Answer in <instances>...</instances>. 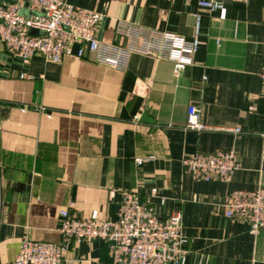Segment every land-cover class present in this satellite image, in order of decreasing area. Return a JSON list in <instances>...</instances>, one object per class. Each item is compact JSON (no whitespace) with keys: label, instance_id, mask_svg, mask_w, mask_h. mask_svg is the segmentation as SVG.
<instances>
[{"label":"crops","instance_id":"crops-1","mask_svg":"<svg viewBox=\"0 0 264 264\" xmlns=\"http://www.w3.org/2000/svg\"><path fill=\"white\" fill-rule=\"evenodd\" d=\"M68 3L102 14L97 38L118 46L128 23L191 40L199 16L200 49L179 76L166 58L133 55L120 70L78 58V46L60 63L0 50V264L26 238L64 246L63 264H113L107 242L66 246L60 211L117 220L131 190L161 217L181 214L180 264H264V230L225 216L234 192L264 186V0L216 12L197 0ZM191 105L206 129H186ZM217 150L236 153L231 181L185 171L183 158Z\"/></svg>","mask_w":264,"mask_h":264},{"label":"built area","instance_id":"built-area-1","mask_svg":"<svg viewBox=\"0 0 264 264\" xmlns=\"http://www.w3.org/2000/svg\"><path fill=\"white\" fill-rule=\"evenodd\" d=\"M249 1L197 0V3L201 9L216 12L223 10L227 3ZM102 18V14L72 6L68 0H19L10 5L0 4V50L17 55L25 64L35 56L60 63L72 56L74 47L78 46V58L94 54L96 62L120 70L127 67L133 55L166 58L173 62L176 76L194 64L201 45L199 16L196 34L191 40L134 23L124 24L120 28V34L126 38L124 46L107 44L97 38ZM33 30L39 34H32ZM186 129H206L198 106L188 107ZM182 164L193 178L206 182H229L239 167L234 150L195 153L183 158ZM3 171L0 160V226L4 208ZM225 216L248 223L254 234L264 230V186L234 192ZM60 217V232L66 246L96 240L107 242L113 264H180L184 256L182 247L186 238L181 214L159 216L149 201H142L137 191L123 193L117 220L76 217L68 210H61ZM64 250L59 244L26 238L20 244L14 264H63Z\"/></svg>","mask_w":264,"mask_h":264},{"label":"water","instance_id":"water-1","mask_svg":"<svg viewBox=\"0 0 264 264\" xmlns=\"http://www.w3.org/2000/svg\"><path fill=\"white\" fill-rule=\"evenodd\" d=\"M32 34L38 35L39 32H38L37 30H33V31H32Z\"/></svg>","mask_w":264,"mask_h":264}]
</instances>
